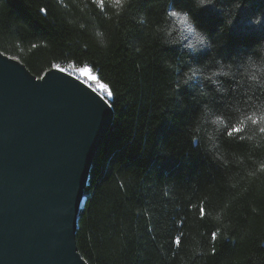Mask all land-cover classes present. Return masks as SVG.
Here are the masks:
<instances>
[{"label":"trees","instance_id":"obj_1","mask_svg":"<svg viewBox=\"0 0 264 264\" xmlns=\"http://www.w3.org/2000/svg\"><path fill=\"white\" fill-rule=\"evenodd\" d=\"M168 6L192 13L212 46L193 53L164 42L156 29L167 24ZM258 13L264 0H213L201 8L195 0H129L111 19L94 0H0L3 53L36 77L53 65L73 72L87 62L106 88L113 118L91 160L74 235L88 264H264V175L252 163L264 149L220 133L230 159L224 166L202 134L191 140L202 104L231 116L237 93H218L199 78L173 89L191 64L239 61L264 41V20L253 23ZM97 26L107 47L95 39ZM234 154L244 162H232Z\"/></svg>","mask_w":264,"mask_h":264},{"label":"water","instance_id":"obj_2","mask_svg":"<svg viewBox=\"0 0 264 264\" xmlns=\"http://www.w3.org/2000/svg\"><path fill=\"white\" fill-rule=\"evenodd\" d=\"M107 99L64 68L34 76L0 50V264H88L75 228Z\"/></svg>","mask_w":264,"mask_h":264},{"label":"clouds","instance_id":"obj_3","mask_svg":"<svg viewBox=\"0 0 264 264\" xmlns=\"http://www.w3.org/2000/svg\"><path fill=\"white\" fill-rule=\"evenodd\" d=\"M213 0H195L197 8L211 4ZM106 19L113 15L119 16L124 12L129 0H94ZM105 3L111 12L105 10ZM166 25L158 27L157 32H163L164 42L168 44L182 43V46L195 53L205 47H211L207 32L197 26L193 14L187 10L168 6L164 11ZM143 22V17L140 18ZM264 20V14L258 13L253 17V23ZM176 33L173 36V33ZM95 39L102 47H107L105 32L99 26L94 28ZM75 64V61H72ZM206 64H191L173 82V89L179 88L199 78L202 82L208 81L215 86L218 93L228 94L230 91L237 93V98L228 106L233 115L229 116L224 111L213 108L204 103L200 112L194 118L190 131L193 133L191 140L195 143L204 137L205 149L211 153L214 160H218L224 166L229 165V154L220 148L218 136L223 133L228 139L237 142H245L250 149H264V41L254 45L252 50L246 53L239 61L216 60V67H207ZM83 70L88 72L91 68L87 62L83 63ZM169 67H174L169 64ZM179 71V69H176ZM217 77L227 80H235L232 89L224 85ZM87 78V76H85ZM98 79V77H97ZM200 95L207 96L201 83ZM245 156L234 154L232 162L243 163ZM255 164L256 175H264V155L252 160ZM220 233L217 228L212 233L215 240ZM201 252L200 248L195 249Z\"/></svg>","mask_w":264,"mask_h":264},{"label":"rangeland","instance_id":"obj_4","mask_svg":"<svg viewBox=\"0 0 264 264\" xmlns=\"http://www.w3.org/2000/svg\"><path fill=\"white\" fill-rule=\"evenodd\" d=\"M71 73L79 77L80 79L84 80L87 84L92 86L94 89L99 91L101 94L106 92V88L100 81H98V79L92 73V71L89 70L88 72H85L83 68H81V69H76ZM85 76H87V78H85Z\"/></svg>","mask_w":264,"mask_h":264},{"label":"snow or ice","instance_id":"obj_5","mask_svg":"<svg viewBox=\"0 0 264 264\" xmlns=\"http://www.w3.org/2000/svg\"><path fill=\"white\" fill-rule=\"evenodd\" d=\"M53 67L59 68L60 66L59 65H53ZM108 95L111 96L112 93L111 92H108Z\"/></svg>","mask_w":264,"mask_h":264},{"label":"built area","instance_id":"obj_6","mask_svg":"<svg viewBox=\"0 0 264 264\" xmlns=\"http://www.w3.org/2000/svg\"><path fill=\"white\" fill-rule=\"evenodd\" d=\"M65 70H67V68H64ZM69 71V70H68Z\"/></svg>","mask_w":264,"mask_h":264}]
</instances>
